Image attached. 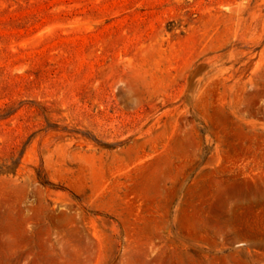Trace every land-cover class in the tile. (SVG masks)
I'll return each instance as SVG.
<instances>
[{"label": "rangeland", "instance_id": "obj_1", "mask_svg": "<svg viewBox=\"0 0 264 264\" xmlns=\"http://www.w3.org/2000/svg\"><path fill=\"white\" fill-rule=\"evenodd\" d=\"M0 264H264V0H0Z\"/></svg>", "mask_w": 264, "mask_h": 264}]
</instances>
